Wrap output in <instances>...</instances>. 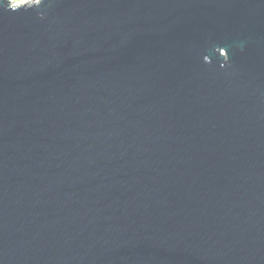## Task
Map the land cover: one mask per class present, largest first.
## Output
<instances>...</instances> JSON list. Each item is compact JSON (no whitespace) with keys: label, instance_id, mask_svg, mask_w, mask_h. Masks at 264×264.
Returning a JSON list of instances; mask_svg holds the SVG:
<instances>
[{"label":"water","instance_id":"1","mask_svg":"<svg viewBox=\"0 0 264 264\" xmlns=\"http://www.w3.org/2000/svg\"><path fill=\"white\" fill-rule=\"evenodd\" d=\"M0 264H264V0H0Z\"/></svg>","mask_w":264,"mask_h":264},{"label":"rangeland","instance_id":"2","mask_svg":"<svg viewBox=\"0 0 264 264\" xmlns=\"http://www.w3.org/2000/svg\"><path fill=\"white\" fill-rule=\"evenodd\" d=\"M38 0H11V2L15 3V4H20V3H31V2H35Z\"/></svg>","mask_w":264,"mask_h":264}]
</instances>
